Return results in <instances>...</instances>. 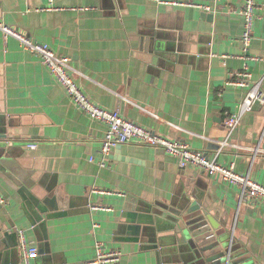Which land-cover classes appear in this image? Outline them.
I'll use <instances>...</instances> for the list:
<instances>
[{
	"label": "crops",
	"instance_id": "crops-1",
	"mask_svg": "<svg viewBox=\"0 0 264 264\" xmlns=\"http://www.w3.org/2000/svg\"><path fill=\"white\" fill-rule=\"evenodd\" d=\"M195 1L212 9L153 0H0V21L71 57L74 77L101 107L210 157L219 151L217 161L264 184V102L255 101L232 132L225 113L238 111L247 92L225 85L231 71L247 63L251 83L262 80L264 90V0H255L256 58L247 61L238 39L244 0ZM106 129L67 97L39 56L0 29V137L7 140L0 146V193L7 199L0 204V264H21L20 230L38 251L33 264H94L96 240L122 251L109 264H189L194 256L175 245L160 252L117 232L128 194L177 208L190 199L227 223L238 264H264V201H240L237 185L181 167L157 146L125 143L101 165ZM22 179L53 200L42 230L28 218ZM66 198L72 208L61 210ZM13 231L19 244L9 258L4 232Z\"/></svg>",
	"mask_w": 264,
	"mask_h": 264
},
{
	"label": "built area",
	"instance_id": "built-area-1",
	"mask_svg": "<svg viewBox=\"0 0 264 264\" xmlns=\"http://www.w3.org/2000/svg\"><path fill=\"white\" fill-rule=\"evenodd\" d=\"M153 1L167 5L194 6L208 11L212 9L211 5L199 3L195 0ZM256 9L255 0H244V3L237 10L244 17V29L238 39L241 44V57L245 61L256 58L250 53L254 22L257 18ZM0 29L6 36L15 37L24 49L40 57L43 64L63 87L67 97L80 110L107 125L105 137L99 149V154L102 157L99 160L101 165H105L106 158L119 145L138 142L157 146L162 148L166 153L175 156L181 167L188 165L197 166L211 176L219 177L223 181L237 185L240 189V201L252 203L264 201V184L252 178L249 173H242L236 170L235 163L224 164L217 161L219 151H215L214 157H210L207 151L195 149L188 142L172 139L153 132L135 120L127 118L118 109L101 107L83 91L81 85L74 77L71 57L60 55L48 43L37 41L26 33L4 24L2 21H0ZM225 85H236L246 87L247 89L238 111L225 110L227 115L226 123L228 124L229 131L232 132L239 124L242 115L253 108L255 101L264 102V90L261 87L262 80H258L254 84L251 83V72L248 70L247 63L242 69L231 71ZM29 146L34 147L36 143H30ZM90 159L93 160L94 156L92 155ZM101 192L110 193L111 191L104 189ZM5 203H7V199L0 193V204ZM94 207L96 206L94 205ZM94 225H97V223ZM19 235L21 264H33V260L38 257V251L36 248L29 246L23 230L19 231ZM121 255L122 251L120 249L110 248L104 241L96 240L95 257L90 263L109 264L119 260Z\"/></svg>",
	"mask_w": 264,
	"mask_h": 264
},
{
	"label": "water",
	"instance_id": "water-1",
	"mask_svg": "<svg viewBox=\"0 0 264 264\" xmlns=\"http://www.w3.org/2000/svg\"><path fill=\"white\" fill-rule=\"evenodd\" d=\"M204 14L208 18L213 16L210 12ZM6 141L5 137H0V146L5 147ZM209 147L218 149L220 146ZM22 181L18 192L26 201L30 223L35 229L42 230L46 227L47 220L52 217L49 214L56 209L51 204L53 200L40 198L26 185L25 180ZM123 207L127 212L124 214L125 220L118 225L117 232L126 234L132 241L141 242L147 249L161 252L165 250L163 248L175 245L178 247L176 251L181 255L191 253L194 256L189 264H238L233 259L238 254L232 246L230 233L228 235L227 223H222L217 215L209 214L205 208L193 205L190 199L177 208L144 202L133 194H128ZM61 208H72V202L67 198L63 199ZM4 235L9 241L6 255L11 258L18 248L19 243L14 240L18 238V233L4 232ZM45 245L48 251V243Z\"/></svg>",
	"mask_w": 264,
	"mask_h": 264
}]
</instances>
